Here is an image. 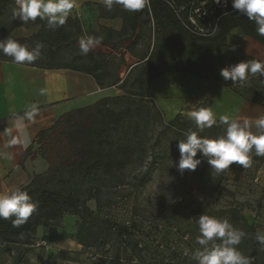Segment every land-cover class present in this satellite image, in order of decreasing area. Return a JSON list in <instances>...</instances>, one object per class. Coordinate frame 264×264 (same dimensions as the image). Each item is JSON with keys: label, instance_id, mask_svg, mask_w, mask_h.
<instances>
[{"label": "trees", "instance_id": "16d2710c", "mask_svg": "<svg viewBox=\"0 0 264 264\" xmlns=\"http://www.w3.org/2000/svg\"><path fill=\"white\" fill-rule=\"evenodd\" d=\"M197 1L200 0H148L143 9L130 12L114 0V14L110 16L122 18L124 24L118 33L106 29L104 44L125 45L127 41L133 40L139 27L141 31L137 39L144 32H147L149 39L148 52L141 57L143 64L135 71L130 70L123 80L110 70L103 53L97 56L91 51L87 55L82 54L77 43L83 38L84 31L77 17H68L63 26L50 30L46 26V20L38 18L35 22L20 21L14 15L16 0H0V39L11 36L20 27L40 26L39 32L31 38L11 36L29 47H34L37 42L45 45L40 58L19 64L44 69L65 68L87 73L94 77L102 89L116 86L124 90L125 95L116 97L117 100L130 99L136 92L151 99L150 85L153 79L169 72H182L221 82L225 88L232 89L244 100L263 104L264 76L259 73L249 75L243 83L233 84L232 81H225L220 72L221 69L241 61L258 60L245 55L229 60L222 54V48L227 46L228 37L234 29H238L241 36L249 37L263 46L264 36L257 33L254 21L238 12L223 11L217 13L220 19L212 36L201 38L192 35L180 23L169 3H175L179 7ZM114 48L118 50V47ZM68 52L71 55L70 60L61 61L63 54ZM0 60L15 63L12 57L4 55L2 51ZM133 73L135 75L132 76L131 83H128V77ZM113 100L102 99L95 105L68 112L52 128L39 133L36 140L37 150L32 158L41 156L47 164V169L43 173L31 175L29 182L20 188L29 193L38 208L26 223L16 226L12 223L15 217L0 219L1 244H30L39 227H57L65 216L71 215L83 220L75 234L77 242L84 250L94 246V242H89L83 234L88 230L87 219L94 214L88 203L95 199L98 208L106 206L102 199L105 181L116 172L124 171L136 153L132 139L125 143L115 141L114 134L120 125H124L127 114L124 111L117 112L110 105ZM152 104L158 108L154 101ZM181 116L179 114L169 121L167 128L176 129L183 126L188 129L195 124L191 119L180 122ZM217 123L223 125L220 121ZM199 134L203 136V133ZM30 154L31 151H28L25 158ZM204 162L207 163L206 159ZM105 224L108 231L116 234L119 240L127 241L128 227L108 221ZM243 255L254 258V264H264V252L259 263L255 257ZM124 260L119 253L114 256L102 254L92 264H125Z\"/></svg>", "mask_w": 264, "mask_h": 264}, {"label": "rangeland", "instance_id": "374dc122", "mask_svg": "<svg viewBox=\"0 0 264 264\" xmlns=\"http://www.w3.org/2000/svg\"><path fill=\"white\" fill-rule=\"evenodd\" d=\"M17 34L27 32L21 29ZM70 56V52L63 54L61 61L68 62ZM126 77L125 73L122 78ZM114 92L117 89L106 94L114 99L110 105L127 114L124 125L114 134L115 141L132 139L136 153L124 171L105 181L102 199L106 206L98 208L95 199L88 203L94 214L87 219L88 230L83 234L94 246L85 249V263L92 264L102 254L119 253L125 264H196L192 253L201 247L196 240L198 218L203 214L226 218L244 232L237 247L259 263L264 252L256 240L257 232H264V156H257L253 149L246 167L234 163L229 169L214 171L203 162L195 172L181 174L175 167L180 158L178 142L189 130L200 133L197 126L168 129L169 120L153 106V100L137 92L125 101L117 100L125 95L124 90L117 95ZM181 117L180 122L191 119L190 114ZM225 130L226 125L216 123L202 133L211 139ZM66 218L71 222L76 218L77 230L83 223L80 217ZM106 221L128 227L127 241L110 233Z\"/></svg>", "mask_w": 264, "mask_h": 264}, {"label": "crops", "instance_id": "0c3cea01", "mask_svg": "<svg viewBox=\"0 0 264 264\" xmlns=\"http://www.w3.org/2000/svg\"><path fill=\"white\" fill-rule=\"evenodd\" d=\"M112 14L114 11L105 7L104 0H75L68 17H77L81 21L83 38H100V43L89 51L94 56L103 53L110 70L123 80L125 73L128 75L130 70L135 71L143 64L141 57L148 52L147 32L137 39L139 27L133 40L125 45H105L106 29L118 33L124 24L122 18L111 17ZM21 29L27 34L18 35ZM39 29L37 25L20 27L11 36L31 38ZM77 46L81 48L80 41ZM222 54L229 60L245 55L264 61V46L234 29ZM111 89H117L115 95L121 92L116 86L102 89L93 76L84 72L44 69L0 60V194L20 189L29 182L31 175L46 171L47 164L41 156L32 158L40 132L52 128L68 112L99 103L109 96L106 94ZM150 94L169 121L201 107L211 108L216 121L227 115L238 118L241 123L248 120L254 124L256 119L264 116V103L248 102L221 82L189 73L169 72L153 79ZM28 151L32 154L25 158ZM67 216L57 227H39L30 244L0 243V264H86L87 253L75 239L76 218L71 222Z\"/></svg>", "mask_w": 264, "mask_h": 264}, {"label": "clouds", "instance_id": "9594fccd", "mask_svg": "<svg viewBox=\"0 0 264 264\" xmlns=\"http://www.w3.org/2000/svg\"><path fill=\"white\" fill-rule=\"evenodd\" d=\"M113 2L114 0H104L105 7L112 10ZM216 2L223 3L225 0ZM115 3L122 5L125 10L136 12L143 9L148 0H115ZM16 4L14 15L20 21L35 22L39 18L46 20L48 29L56 30L66 23L75 6V0H16ZM231 6L234 11L254 21L257 33L264 36V0H231ZM99 43L100 38H82V54L87 55L90 48ZM44 47L45 45L39 42L34 47H29L11 36L0 39V51L12 57L18 64L40 58ZM232 50L235 51V47ZM257 73L264 76V61H241L221 69L220 75L225 81L235 84L243 83L249 75ZM190 118L200 133L217 123L211 108L201 107L193 110ZM219 119L221 124L226 125L224 134L210 139L201 136L197 131L189 130L185 133V139L178 142L180 158L175 167L181 174L185 170L195 172L205 159L214 171H222L229 169L234 163L246 167L253 149L257 156H264V116L256 119L254 124L248 120L241 123L238 118L232 119L227 115ZM198 153L200 158H197ZM37 208L38 205L25 190L17 189L0 194V219L15 217L12 220L14 226L26 223ZM198 225L199 235L196 243L201 247L192 253L196 264H250L249 258L237 247L245 233L235 228L228 219L203 214L198 218ZM256 240L264 246V232L258 231Z\"/></svg>", "mask_w": 264, "mask_h": 264}, {"label": "built area", "instance_id": "2783aa9c", "mask_svg": "<svg viewBox=\"0 0 264 264\" xmlns=\"http://www.w3.org/2000/svg\"><path fill=\"white\" fill-rule=\"evenodd\" d=\"M173 8L178 20L183 27L192 35L207 38L212 36L216 30L220 16L219 11L225 13H234L231 6V0H225L223 3H217L216 0H200L192 2L187 6H176L175 3H169ZM91 259H96L91 256ZM250 264H254V258H249Z\"/></svg>", "mask_w": 264, "mask_h": 264}]
</instances>
